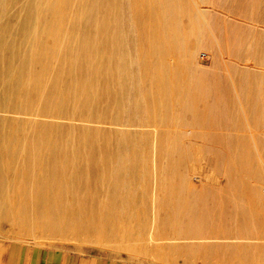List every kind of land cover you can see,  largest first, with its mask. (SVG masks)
I'll list each match as a JSON object with an SVG mask.
<instances>
[{
    "label": "bare ground",
    "instance_id": "obj_1",
    "mask_svg": "<svg viewBox=\"0 0 264 264\" xmlns=\"http://www.w3.org/2000/svg\"><path fill=\"white\" fill-rule=\"evenodd\" d=\"M254 21L264 23V0H0V217L13 189L17 216L47 230L142 206L175 233L231 231L241 242L231 263L257 255L264 28ZM128 111L138 127H126ZM122 175L142 180L131 197Z\"/></svg>",
    "mask_w": 264,
    "mask_h": 264
},
{
    "label": "rangeland",
    "instance_id": "obj_2",
    "mask_svg": "<svg viewBox=\"0 0 264 264\" xmlns=\"http://www.w3.org/2000/svg\"><path fill=\"white\" fill-rule=\"evenodd\" d=\"M250 23L258 28H264L263 22L254 21ZM130 25L125 23L127 27L125 28V36H128V40L132 38L129 32ZM201 51H205V49H200L199 52ZM201 62L206 64V60L203 58H201ZM129 119L133 118L128 111L125 113V122L129 121ZM126 127L136 128L138 126L135 124L130 127L129 122H127ZM119 146L129 148L130 150L127 151L137 147L136 144H121ZM186 146L192 148V150L189 149L188 151L197 158L198 163L201 165L207 164L209 160L202 158L203 152L199 149L202 147L200 143L188 141ZM129 163L124 162L123 164L129 168ZM206 167L208 166L206 165ZM119 179L124 186L123 197H131L133 192L135 194L140 189L138 186L140 187L142 180L140 181L138 178L131 180L127 175H122ZM189 182L194 187H201L198 179L192 175ZM214 184L218 183L210 178L205 180L204 187L209 189ZM15 190L8 192L14 202L13 207L7 209L11 210V214L1 215L0 217V242L18 241L48 247H63L82 252H97L119 257L125 261L143 264H177L179 259L188 258L183 256V247L189 249L190 246L203 244L204 247L205 244H209L217 246L213 256L210 257L215 261V264H264V238L251 242L252 244H260L258 247H252L254 251L255 249L260 251L257 255L249 256L248 253L242 254L243 252L238 251V253L234 250L238 257L235 263H231L232 258L229 255L233 249L230 246L232 247L233 243H241L240 240H237L240 238H232L231 235L233 233L231 231L223 230L222 232H217L213 229H207L208 227L205 228L206 226L201 228L202 231H199L201 229L198 226L192 225L186 226V228L181 227L178 233H175V231L168 229L167 226L153 224V210H141L142 206H138L136 210H114L109 213L105 210V216H108L107 220L109 221L106 224L101 221L99 224L92 225L90 229L81 228L76 222L67 219L63 229L47 230L41 227L40 217L33 216L31 213L26 216L23 215L21 218L17 216L16 211L24 209L17 205V195L15 194L16 192H13ZM185 211L190 214H196V210ZM183 213L184 211L182 210L181 214ZM180 218L183 220V217ZM261 245L262 248L260 247ZM202 256H204V252ZM224 259L226 261L221 262Z\"/></svg>",
    "mask_w": 264,
    "mask_h": 264
},
{
    "label": "crops",
    "instance_id": "obj_3",
    "mask_svg": "<svg viewBox=\"0 0 264 264\" xmlns=\"http://www.w3.org/2000/svg\"><path fill=\"white\" fill-rule=\"evenodd\" d=\"M208 229V228H207ZM217 246L199 244L183 247L184 257L177 264H215L210 257ZM204 252V256L202 253ZM226 261L225 259L221 262ZM0 264H143L97 252L75 251L63 247H48L18 241L0 242Z\"/></svg>",
    "mask_w": 264,
    "mask_h": 264
}]
</instances>
